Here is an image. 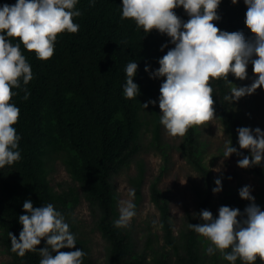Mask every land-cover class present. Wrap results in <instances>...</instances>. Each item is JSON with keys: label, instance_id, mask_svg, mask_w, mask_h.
I'll return each instance as SVG.
<instances>
[{"label": "trees", "instance_id": "obj_1", "mask_svg": "<svg viewBox=\"0 0 264 264\" xmlns=\"http://www.w3.org/2000/svg\"><path fill=\"white\" fill-rule=\"evenodd\" d=\"M16 2L0 0V6ZM76 9L82 13L73 19L79 25V31L58 34L54 55L49 60L38 59L34 52H29L21 44V52L31 65L34 78L24 86L30 93L27 100L23 99V91L13 89L18 94L10 101L20 109L18 122L13 127L21 137L19 150L22 158L0 169V246L8 255L3 264H39L41 259L38 252H26L19 257L11 251L8 233L19 238L22 230L19 216L26 214L23 209L25 200H31L33 207L51 203L64 215L77 244L75 248L60 251L82 249L86 253L83 264L97 263L78 235L72 215L82 201L87 203L100 233L110 245V264H231L220 253L208 255L207 251H202L196 232L188 227L189 223L202 222L195 215L201 210L211 211L216 218L221 206L237 207L234 195H224L218 209L211 210L212 190L207 169L201 164L195 126L183 136L179 149L185 160L202 173L206 190L197 193L198 211L186 226L177 233L173 232L168 200L155 182L149 186V195L158 209L160 251L153 249L152 256H148L145 249L151 241L149 236L145 237L143 249L139 250L134 234L128 228L114 226L119 211L113 177L140 148L139 103L144 92L140 68L158 31L153 29L146 35L134 21L122 19V0H94V3L78 0ZM173 11L183 21L189 19L182 6ZM246 11L244 0H237L236 4L232 0H221L217 9L220 19L213 23L221 31H239L246 39L254 40V34L245 24ZM9 39L14 44L19 43L18 38ZM165 44L164 54L174 47L168 36ZM133 61L138 64L133 79L139 86V95L126 99L123 95L125 68ZM231 77L229 73V81ZM209 83L213 88L214 112L232 134L234 147L242 153L224 158V152H221L218 157L222 170L232 178L236 174L232 169L233 160L249 154L239 148L236 130L241 127V122L224 100V96L230 93V84L223 78ZM158 124L157 121L156 137L159 136ZM58 151L63 152V161L70 175L69 185L61 190L52 187L45 167V155ZM247 170L264 182V162ZM255 203L264 210V196L255 199ZM45 246L46 240L42 239L37 248ZM235 264L244 262L238 258ZM255 264L264 262L258 257Z\"/></svg>", "mask_w": 264, "mask_h": 264}, {"label": "clouds", "instance_id": "obj_2", "mask_svg": "<svg viewBox=\"0 0 264 264\" xmlns=\"http://www.w3.org/2000/svg\"><path fill=\"white\" fill-rule=\"evenodd\" d=\"M77 2L17 0L14 5L0 6V169L22 158L21 137L13 127L18 122L20 109L10 101L18 94L13 89L23 91V99L27 100L30 93L24 86L34 77L31 65L21 52V44L40 60L52 58L58 34L79 31V25L73 22L74 17L82 15L76 9ZM220 3L221 0H122V19L134 21L146 35L153 29L166 34L174 45L159 59V68L151 73L152 78H166L160 85V123L172 137H183L190 128L215 118L210 80L223 78L232 85L230 94L224 96L227 102L238 101L264 86V0H244L245 24L254 34V40L246 39L239 31H221L213 23L220 19L217 14ZM232 3L236 4L237 0ZM181 6L189 16L187 22L173 11ZM9 38H18L19 43L14 44ZM165 47L166 44L162 45L161 51ZM249 63L256 77L251 85H233L228 80L229 73L244 80ZM137 69L135 61L125 68L123 95L126 99L139 95V86L133 79ZM145 71H149L147 66ZM149 104L155 105L156 101L149 100L142 106L146 109ZM236 131L239 148L250 152V156L238 160V167L259 166L264 162V131L259 127H239ZM232 154L242 155L229 140L223 155L228 158ZM215 185L214 194L222 191L220 179L215 180ZM129 195L134 197L135 191L129 190ZM239 196L251 202L243 213L238 208L221 206L218 217L214 218L211 211L201 210L195 215L203 223H189L188 227L210 242L208 255L219 251L231 264L238 258L244 264H255L258 257L264 262V210L255 203L250 186L242 187ZM135 207L131 199L119 201V218L114 226L127 227L136 215ZM23 209L26 214L19 216L22 225L19 238L8 233L13 253L23 257L26 252H38L39 264H83L86 253L82 249L60 251L75 248L77 244L61 212L51 203L33 207L31 200L24 201ZM42 239L46 240V246L38 249Z\"/></svg>", "mask_w": 264, "mask_h": 264}, {"label": "rangeland", "instance_id": "obj_3", "mask_svg": "<svg viewBox=\"0 0 264 264\" xmlns=\"http://www.w3.org/2000/svg\"><path fill=\"white\" fill-rule=\"evenodd\" d=\"M165 40H167L166 34L156 33L155 43L140 68L144 85V92L139 103L140 148L135 157L113 177L114 188L118 196L117 207L119 201L129 199L136 206V215L126 227L134 234L136 247L142 250L145 237H150V244L145 249L148 251V256H152L153 249L160 251L159 246L162 243L158 209L150 200V184L155 182L157 188L168 200L169 215L174 233L185 227L191 216L198 211L197 193H203L206 190L202 173L185 160L182 151L179 149L183 137L170 136L160 123V85L166 78H152L151 73L159 68L158 61L165 55L164 49L161 51V46ZM146 66L149 68L147 72L145 71ZM255 78L253 65L249 63L247 65V78L240 80L232 74L230 82L237 87L250 86ZM231 87L232 85H230V89ZM149 100H155L156 104H149L145 109L142 105ZM228 103L240 119L241 127L252 129L259 127L264 131V86L251 95ZM157 121L160 128L158 137L155 136ZM195 129L198 135L201 164L207 169L211 190L216 187V179H220L222 184V191L219 193L214 194L211 191L209 199V204L213 208L211 210L215 212L218 209L224 195H234L237 202L236 208L243 213L251 202L241 199L239 190L244 186H250L252 196L257 199L264 196V182L257 174L238 167V158L233 160L234 165H232V169L236 173L235 176L232 178L226 176L218 162V157L221 152H224L227 141L231 140V145L234 147L233 136L216 114L213 120L204 125L195 126ZM247 151L250 156L249 150ZM45 167L49 181L55 190L67 188L70 183V175L63 161V152L47 153L45 155ZM129 190L135 191L134 197L129 195ZM72 215L74 216L76 231L94 262L110 264V245L100 233L96 218L91 215L87 203L85 201L80 202ZM196 238L201 250L207 251L210 242L197 233ZM216 252L217 254L220 253L219 251ZM7 260V253L0 246V264Z\"/></svg>", "mask_w": 264, "mask_h": 264}]
</instances>
